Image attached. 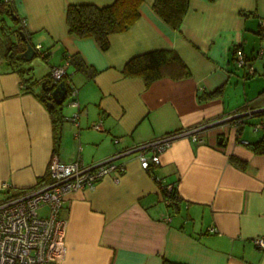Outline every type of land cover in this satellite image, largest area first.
Here are the masks:
<instances>
[{"label":"crops","instance_id":"crops-1","mask_svg":"<svg viewBox=\"0 0 264 264\" xmlns=\"http://www.w3.org/2000/svg\"><path fill=\"white\" fill-rule=\"evenodd\" d=\"M112 1L12 0L18 21L0 13V24L23 27L46 54L24 61L29 80H22L8 62L0 27V187L10 184L0 188V199L46 181L54 154L62 162L77 154L86 163L99 161L204 120L264 109V0H188L177 28L152 9L153 0H141L137 21L110 34L106 50L92 37L68 32L67 4ZM155 49L174 50L189 75L148 85L124 75L127 60ZM73 54L88 69L68 63L78 118L70 120L77 107L66 98L56 141L40 80ZM210 92L216 93L203 98ZM97 122L100 129L92 126ZM257 122H264V111L238 128L212 126L202 142L177 137L148 170L125 156L117 181L104 178L69 193L60 212L67 220L60 264H264V249L252 240L264 236V152L247 144L264 136ZM167 185L175 188L173 201L163 194Z\"/></svg>","mask_w":264,"mask_h":264},{"label":"built area","instance_id":"built-area-1","mask_svg":"<svg viewBox=\"0 0 264 264\" xmlns=\"http://www.w3.org/2000/svg\"><path fill=\"white\" fill-rule=\"evenodd\" d=\"M260 24L264 27V18L260 20ZM34 48L41 57L44 55L45 52L40 50V44H36ZM236 62L238 65L244 64L240 50L236 51ZM67 66L68 60L51 66L49 75L54 82L63 81L67 86V100L77 107L70 120L77 122L78 89L72 83ZM248 71L252 73L253 67L250 66ZM257 111L264 109H248L213 120H204L158 138L121 148L99 161L86 163L77 154L73 160L62 162L57 154H54L48 165L46 181L19 188L0 199V264H60L65 254L64 237L67 226V220L60 216V212L69 193L92 187L104 178L117 181L124 171L121 159L125 156L137 157L141 167L148 170L151 164L160 162V153L175 138L185 136L193 142H202L203 132L208 128L226 123L238 128L247 117ZM92 126L100 129L101 123L97 122ZM262 127L264 122L254 124L255 129ZM118 140L114 139L115 142ZM166 187L170 189L169 185ZM0 188L6 191L10 184L2 182ZM41 208L46 209L45 214L40 213ZM252 240L255 245L264 249V236H254Z\"/></svg>","mask_w":264,"mask_h":264},{"label":"trees","instance_id":"trees-1","mask_svg":"<svg viewBox=\"0 0 264 264\" xmlns=\"http://www.w3.org/2000/svg\"><path fill=\"white\" fill-rule=\"evenodd\" d=\"M11 2L1 0L0 13L6 14L12 19L13 23H16L18 16L15 14ZM140 5L141 0H113L105 5H96L89 2L69 3L65 10L68 32L78 37H92L100 49L106 50L109 46L108 36L110 34L124 32L137 21L140 14ZM151 6L164 21L177 28L187 10L188 0H153ZM0 27L4 31L6 30L4 33L8 62L20 73L22 80H29L24 77L27 69L22 66L24 60L20 57V53L26 46L25 41L21 39V34H24L28 40L27 32L23 27L12 29L10 27L5 28L2 24H0ZM7 29H10V31ZM12 35L15 36L16 40L13 39ZM42 58H46L45 53ZM66 59L68 63L74 64L77 68L84 71L88 69L77 54L70 55ZM122 71L128 77H142L146 85L163 76L182 78L189 75V70L184 62L174 50L170 49H155L135 55L126 61ZM40 82L48 87L47 90H42L40 95V98L46 103L47 94L55 88L58 82H54L49 74ZM67 93L65 99L68 96ZM215 93L204 94L203 98L212 97ZM61 105L62 103L48 107L56 130V141L58 130L63 122ZM247 144L256 152H264V136L253 143ZM232 159L238 161L233 157ZM162 189L167 200L173 201L177 198L174 186H170V189L164 186Z\"/></svg>","mask_w":264,"mask_h":264},{"label":"water","instance_id":"water-1","mask_svg":"<svg viewBox=\"0 0 264 264\" xmlns=\"http://www.w3.org/2000/svg\"><path fill=\"white\" fill-rule=\"evenodd\" d=\"M21 36V39L25 41L26 46L25 49L20 53V57L24 61H29L36 55V50L33 44L25 38L24 34H21ZM44 85V83L41 84L42 90H47L48 87ZM66 93L67 87L65 83L63 81H59L55 88H53L52 91L47 94L46 105L48 107H52L54 105L61 104L65 99Z\"/></svg>","mask_w":264,"mask_h":264},{"label":"rangeland","instance_id":"rangeland-1","mask_svg":"<svg viewBox=\"0 0 264 264\" xmlns=\"http://www.w3.org/2000/svg\"><path fill=\"white\" fill-rule=\"evenodd\" d=\"M35 59V61L37 60V61H39L40 59H38V58H36V57H34ZM42 209H44V208H41L39 211H40V213L41 214H45V212H46V209H45V212H44V210H42Z\"/></svg>","mask_w":264,"mask_h":264}]
</instances>
